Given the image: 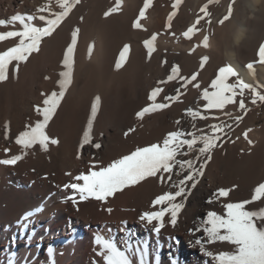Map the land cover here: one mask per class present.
Wrapping results in <instances>:
<instances>
[{"label": "bare ground", "instance_id": "bare-ground-1", "mask_svg": "<svg viewBox=\"0 0 264 264\" xmlns=\"http://www.w3.org/2000/svg\"><path fill=\"white\" fill-rule=\"evenodd\" d=\"M37 1L0 0V20H7L17 13L35 14L36 9L41 6ZM126 1L121 0V12L116 14L117 16L111 15L103 19L105 27H101V30L93 26L85 30L88 21L93 19L91 14L85 17L82 32L78 33L79 40L75 46L73 83L46 128V133L51 138L58 139L59 143L49 145L47 151H41L39 146L27 150V155L15 166L0 165V264H6L8 253L4 249L12 247L9 241L16 232L15 222L25 212L41 205L44 210L34 218L37 222L36 233L31 244L25 247L23 240L18 238L15 248L18 252L16 264H49L47 251L43 253L44 244L46 249L49 245L54 248V264H93L94 261H101V258L95 254L98 248L93 243L94 234L100 232L107 235L108 229H111L118 240L121 235L118 231L121 221H127V227L135 230L139 236L145 235L138 223V216L144 211L155 210L151 207V202L156 196L165 191H174L167 184H161L157 179L150 178L117 193L105 204L92 199L78 201V211L71 201L62 202L63 198L71 195V190H63L62 185L75 182L73 177L85 172L92 166L93 161H99L101 165L106 166L112 160L135 150L136 147L159 142L167 132L176 130L177 119L181 120L180 127L185 131L192 130L185 109H198L201 106L203 102L200 93L181 95L169 108L146 114L143 120L136 119L135 113L149 103L148 93L156 87L155 79L163 77L162 74H158L166 70V66L178 63L184 72L185 68L189 69L192 60L194 62V59L207 56L216 50L245 79L256 83L262 80L240 62L243 31L241 21L234 22L231 43L219 45L212 38L209 39V47L205 48L201 45L192 53L190 49L200 43L203 35L196 36L194 43L177 44L173 38L166 39L164 36H159L154 42L156 51L150 59L147 50L137 44L146 33L145 29L131 30V33L124 37L126 39L124 45H129L130 48L127 60L120 69H116V61L124 45L118 50L120 43L117 40L120 30L111 24L116 20L128 23L131 5ZM52 6L54 10H58L55 8V0ZM161 19L162 16L155 20L151 18L153 21L151 28H156L161 23ZM67 20L42 44L39 53H33L26 63H21L16 74L11 72L15 64L13 62V65L9 66V79L0 82V159L20 154V146L15 144V137L25 130L27 125H34L38 119H42L34 109L36 105L42 106L41 93L58 91L56 82L59 79V72L63 70V53L70 43L69 33H72ZM19 28L18 23L0 26V32L19 30ZM121 31L124 30L121 28ZM131 41L135 47H132ZM16 42L15 40L0 52L14 46ZM90 44L93 46L91 56L88 53ZM222 46L225 50H222ZM178 49L185 50L177 55ZM186 49L188 52L185 53ZM163 61H166L165 66L164 63L162 64ZM157 63L159 69L156 68ZM172 94L169 92L162 95ZM97 95L101 97V105L93 124V142L100 143L102 147L96 149L91 145H85L80 148V138L87 124L91 102ZM215 112L219 115L218 119H197V128L209 131L207 125L220 123L225 119L223 113ZM5 124H7V139ZM243 127H245L244 121L240 130ZM129 128H134L135 131L125 137L124 133ZM240 130L234 133L232 139L225 141L216 149L205 168L204 178L192 189L185 201L177 226L173 228L169 225L162 230L160 239L165 245L161 249L162 264H170L166 237H175L179 242L175 244L173 254L178 264H208V259L199 252V247L189 243L195 237L190 236L188 230L194 228L207 211L214 210L218 213L223 211L222 203L241 202L245 182L249 183V180L243 181L244 174L248 173L243 172L244 165L249 164L252 168L262 156L259 153V145L264 142V126L246 132L247 139L245 134L240 138ZM249 140L251 144H248ZM245 147L251 148L249 150L251 152L245 151ZM5 148L10 149L7 155L4 153ZM78 153L79 158H77ZM247 186L246 188H249ZM219 188L231 189L229 196L221 198L214 204L206 203L212 193ZM245 190L244 193L249 189ZM252 191L254 189L250 192ZM108 208L112 209L111 213L105 210ZM56 225L59 226L58 232L55 231ZM84 227L92 236L83 235ZM154 239L153 236L152 240ZM215 245L208 247L213 246L217 251L230 250V246L226 244ZM42 255L40 260L39 257Z\"/></svg>", "mask_w": 264, "mask_h": 264}, {"label": "snow or ice", "instance_id": "snow-or-ice-1", "mask_svg": "<svg viewBox=\"0 0 264 264\" xmlns=\"http://www.w3.org/2000/svg\"><path fill=\"white\" fill-rule=\"evenodd\" d=\"M80 0H47V3L36 9L35 14L12 15L7 20H0V26L19 24V30H10L0 32V41L9 38L17 42L14 46L0 52V82L9 79L10 65L11 72H19L21 63H26L33 53H39L45 38L51 37L65 19L72 12ZM152 0H144V6L139 10V16L132 23L134 29H142L141 18L145 16V10L150 7ZM181 0H175L173 8ZM216 0H208V3H214ZM120 6V0H116V7L105 12V16L116 11ZM202 16H198L196 22L182 32V36L189 41L194 39L196 32L200 31L197 27L205 17H210L207 5L200 8ZM46 13V14H45ZM232 14V5H229L228 13L218 21L223 25ZM173 14L168 16L166 28L171 27ZM210 24L211 21L208 20ZM79 29L71 33V42L67 45L63 53L62 68L57 80L58 91L53 90L50 93H41L43 97L42 106L36 105V113L42 117L34 125H27L25 130L19 132L15 137V144L20 146V154L11 155L9 158L0 159V165L15 166L21 161L27 150L39 146L41 151H47L49 145H57L58 139L51 138L46 133L49 122L56 115L61 101L65 98L74 79L75 46L77 44ZM157 34L153 33L150 38L143 41V46L147 50V56L150 59L156 51L154 42ZM209 47V36L204 35L199 44L190 49L194 52L196 47ZM93 46L88 47L89 56H91ZM129 45H124L116 61V69H120L127 60ZM259 63L264 64V44H261L257 53ZM209 57L202 56L199 62V68L203 69ZM166 63V61H163ZM247 68L253 71V64H248ZM254 74V72H253ZM199 72H193L190 76L181 75L178 65H172L170 74L166 80L157 81L156 87L148 93V104L135 113L137 120H143L146 114L156 113L167 109L173 102L179 100L183 95L181 89L191 86L194 89H201L198 82ZM237 77L235 82H229L230 78ZM49 79V77H45ZM177 80L179 87L175 89V95H162L165 92L164 87L168 82ZM258 87L245 83L238 78L237 72L230 66H222L218 69L215 78L210 84L200 91V99L203 102L200 108L185 109V115L191 121V131H185L180 127L181 120L177 119L176 130L167 132L157 143H151L147 146L136 147L135 150L118 159L112 160L106 166L99 161H93L92 166L85 172H80L73 177L71 183L62 185L63 190H71V195L63 198L62 202L71 201L76 206L78 201H88L89 199L105 204L108 199L114 197L124 189L136 186L150 178L157 179L161 184H167L174 191H165L158 195L151 202V207L155 210L144 211L138 216V223L145 232L143 237L139 236L133 229L127 227V221H121V227L118 229L121 235L118 240L108 229V234L100 232L94 234V245L98 248L96 256L101 258L102 264H162L161 249L165 247L160 239L162 230L166 226L175 228L178 224V218L185 207V201L188 199L192 189L199 183L204 175L207 164L212 159V153L215 149L222 146V136H226L225 129L231 128V125L221 121L207 125L209 131L197 128L196 121L218 119L213 115V110L223 113L225 116L230 114L225 111L229 105H237L240 110L247 111L245 104V90L251 94V103L257 101L264 102V93L258 91ZM159 98V99H158ZM239 98V99H237ZM101 105V97L96 96L91 102L90 114L87 118V124L80 138V148L85 145L99 149L100 143L93 142V124L97 117ZM239 121L241 116H235ZM134 128H129L124 133L125 137L134 132ZM102 135V134H101ZM5 138H8L7 124H5ZM247 139V133H245ZM249 144L252 142L249 140ZM9 148L4 149L7 155ZM77 158H79V153ZM71 175V173H66ZM231 189L219 188L208 198L206 203L214 204L227 198ZM264 200V183H259L251 196L250 200L241 202L222 203L223 213L209 210L206 215L199 220L194 228L189 229L190 236L195 239L190 240V244L199 247V252L208 259V264H264V208L249 210L246 206ZM43 206L34 210L25 212L16 222V232L13 233L9 243L11 249L5 248L8 253L6 264H16L18 252L15 250L18 238L23 240L24 246L28 247L34 239L37 223L34 219L43 212ZM111 213L112 209H105ZM70 227V225H69ZM47 231V229H45ZM200 233V236L196 234ZM155 237L154 241L152 237ZM167 249L170 264H178L174 258L175 244L179 242L175 237H166ZM217 243L230 246V250L212 251L209 245ZM49 257V264H54V248L49 245L46 249ZM27 260V258H25ZM101 261H94L93 264H101Z\"/></svg>", "mask_w": 264, "mask_h": 264}, {"label": "rangeland", "instance_id": "rangeland-1", "mask_svg": "<svg viewBox=\"0 0 264 264\" xmlns=\"http://www.w3.org/2000/svg\"><path fill=\"white\" fill-rule=\"evenodd\" d=\"M46 1L47 0H38L37 3L42 6L44 3H46ZM126 2L131 5L129 8L131 14L129 16L128 23H124V21L117 22L116 20L111 24L112 26H116V28L118 27L120 30V34L118 36L119 40H117V42L120 43L118 46V50H120L123 47L124 43L126 42L125 41L126 39L124 37L129 35V32L131 33V30L132 31L135 30L132 27V23L137 19V17L139 16V10L144 6V0H127ZM174 3H175V0H152L150 7L145 10V16L143 17V19L141 18L140 20L146 32L144 33L142 38L137 43L141 48L145 49L143 46V41L145 39L150 38L153 33H156L157 37L164 36V38L166 39L173 38L176 44L183 43V42L184 43H194L196 36L208 35L209 39H212V38L215 39L216 43H218L219 45H225L227 42L231 43V32L234 28V22L241 21L243 31H242L241 48H240L241 54L239 57L240 62H242V64L246 68L248 64L250 63L253 64L252 72H254V74L262 80L261 82L256 83L252 81L250 82L249 80L245 79L243 76L239 74V72L232 66L230 62H228V60L223 55L217 53V51L214 50L210 52L209 54H207V57H209V59L206 62L205 67L203 69L199 68V62L201 58L194 59V62L192 60V64H189V67H188L189 69L187 70L186 68L185 70L183 69L184 72H182V68H181L182 66H180V64L178 63H171L170 65L166 66V70L161 71L158 74V75L162 74L163 77L162 78L160 77L159 79L158 78L155 79L154 81L155 86H158L157 81L166 80L167 76L170 74L171 67L174 64L179 66L181 70V75H184L186 77L190 76L193 72H197V71L199 72L198 82L201 85V89L198 90V89L192 88L191 86H188L186 89L184 88L181 89V92L183 93V95H186L187 93H192V92L200 93V91L203 88L207 87L210 84L211 80L215 78V75L218 69L222 66H226L229 64L237 72L238 78L243 80L245 83L252 84L254 87L258 85L264 86V70H263L264 64L259 63V57L257 55L260 45L264 44V0H216V2L210 3V4L208 3V0H181V2L178 5H176L175 8H173ZM230 4L232 5V14L230 18L227 21H225L223 25H221L218 23V21L222 19L223 16H225L228 13V8ZM205 5H207V10L208 12H210L211 15L210 17H205L201 21V23L197 25L200 31L196 32L194 35V39L189 41L188 39L182 36V32L185 31L187 27L192 26L196 22L198 16L203 15L200 12V8ZM120 6H121V0H120ZM120 6L116 11L112 12L108 16H105V12H108L110 9H113L116 7V0H80V2L74 7L72 12L66 18L68 19L67 20L68 26H71L72 31L75 29H79L78 33H81L83 29V22L85 20V17L91 14L92 15L91 19L92 18L93 19L88 21L84 29L88 30L89 28L93 26V28L101 30V27L102 28L103 26L105 27V23H103V19H107L111 17V15L117 16L116 14H119L121 12ZM170 14H173L171 27L166 28V24H168V16ZM159 15L162 16L161 23L156 28H151L152 23H153V21H151V18L155 20V18L160 17ZM208 20L211 21L210 24L208 23ZM89 25L90 27H87ZM124 27L126 29H124ZM121 28L124 31H121ZM69 35L71 36L70 33ZM49 38L50 37L45 38L43 43ZM78 40H79V37L77 38V42ZM68 41L71 42V38ZM14 42H15V39L13 38H9L4 41H1L0 50L5 49L6 47H8L10 44ZM132 47H135L133 42H132ZM178 50L179 51L175 50L177 52V53L175 52L177 55L181 53L180 51H183L185 49H178ZM222 50H225L223 46H222ZM186 52H188V50L185 51V53ZM163 65L165 66L166 63H164ZM158 67H159V64L157 63L156 68ZM147 72H150V71L147 70ZM236 79L237 77H232L230 78L229 82H235ZM161 86L164 87L165 89L164 93L170 92V93H173L172 95H175L176 94L175 89L179 87V83L177 80H174V81L168 82L166 85H161ZM170 87H172V89H169ZM258 91H261L262 93H264V87H258ZM250 101H251V94L248 90H245V104H246L247 111L240 110L238 107V103L237 105H234V106L229 105L226 107L225 110L230 115L226 116L223 122L231 125V128L225 129V132L227 133V135L222 136L221 141H219L218 143L222 144L225 141L232 139L234 136V133H236L238 129L240 130V126L243 121L245 123V127H243L240 130V134H239L240 138L246 132H249L253 129H259L264 126V102L257 101L256 104H252ZM215 111L216 110H213V115L216 117H219V115H216L218 113H216ZM235 116H241L242 119L239 121H236L234 119ZM209 119H212V118L210 117ZM263 144L264 142H262L259 145V153L262 156H260V159H258L257 163H255L257 168L255 167V165H253L252 167L253 169L249 167V164L244 165L245 169L243 168V172L245 173L246 171L248 173H245L246 175L244 174L245 178H243V181L249 180V183L247 184V181L246 182L244 181L246 184L243 182V184H245L243 187L244 196L242 197L241 201L250 200L252 193H253V191L252 192L250 191L255 189V187L259 183H264V145ZM250 149L249 148L246 149L245 147V151H247L248 153L251 152L249 151ZM215 151L216 149L213 151L212 156L215 153ZM204 176H205V171H204V175L200 178L199 182L202 181ZM249 176H250V179L248 178ZM247 185L249 186V188H246ZM244 188L249 189L247 190L248 192L244 193V191H246ZM246 207L249 210H256V209L264 208V200L251 203L247 205ZM219 213L222 214L223 211ZM55 227H56L55 231L58 232L59 226L56 225ZM82 230H83V235H86L87 237L92 236L89 232H87V230H85V227ZM42 248L43 249L45 248L43 251V253H45L46 244L42 245ZM209 250L217 251V248L215 249V247L210 246ZM42 257L43 255L39 257L40 260H42Z\"/></svg>", "mask_w": 264, "mask_h": 264}]
</instances>
